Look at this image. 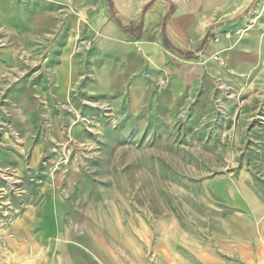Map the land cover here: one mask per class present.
<instances>
[{"label": "rangeland", "instance_id": "1", "mask_svg": "<svg viewBox=\"0 0 264 264\" xmlns=\"http://www.w3.org/2000/svg\"><path fill=\"white\" fill-rule=\"evenodd\" d=\"M173 1L193 8L192 0ZM221 6L201 18L218 24L243 13L244 26L222 34L236 37L241 58L228 66L219 57L198 56L205 77L198 81V66L191 64L194 80L183 107L133 116L88 101L79 108L42 102L40 128L29 139L11 122L9 92L37 85L44 62L25 49H8L0 34V156L9 160L0 168V264H33L23 250L86 210L171 217L195 233L217 206L202 187L211 180L222 186L243 178L264 195V32L263 40L250 41L264 21V4L245 11L240 2L231 12ZM198 39L194 28L191 45ZM243 39L247 48L240 47ZM57 118L67 123L53 129Z\"/></svg>", "mask_w": 264, "mask_h": 264}, {"label": "crops", "instance_id": "2", "mask_svg": "<svg viewBox=\"0 0 264 264\" xmlns=\"http://www.w3.org/2000/svg\"><path fill=\"white\" fill-rule=\"evenodd\" d=\"M192 1L193 8L173 0H0L6 47L25 49L44 62L37 85L9 92L13 126L29 139L40 128L42 102L79 108L88 101L133 116L183 107L186 87L194 80L191 64L198 66V81L205 77L198 56L219 57L228 66L234 56L241 58L236 37L222 34L244 26L243 13L218 24L201 15L219 4L228 12L240 2L245 11L255 2L257 10L264 4ZM257 26L250 35L253 43L263 40L264 21ZM194 28L199 39L191 45ZM247 44L243 39L240 47ZM12 54L8 51L10 61ZM159 81L165 86L158 88ZM64 123L57 118L52 128ZM7 162L0 156V168ZM216 183L202 186L217 206L198 232L185 231L171 217L145 220L111 207L86 210L22 256L33 264H264V195L243 178L235 185Z\"/></svg>", "mask_w": 264, "mask_h": 264}, {"label": "trees", "instance_id": "3", "mask_svg": "<svg viewBox=\"0 0 264 264\" xmlns=\"http://www.w3.org/2000/svg\"><path fill=\"white\" fill-rule=\"evenodd\" d=\"M108 6H109L110 11H112V6H111V4H110L109 1H108ZM164 41H165V40H164ZM172 49H174V48H172ZM174 50L178 52V50H176V49H174ZM185 55H190V54H185Z\"/></svg>", "mask_w": 264, "mask_h": 264}]
</instances>
